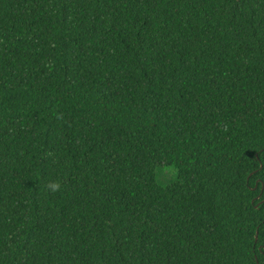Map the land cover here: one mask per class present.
Returning <instances> with one entry per match:
<instances>
[{"label": "trees", "instance_id": "trees-1", "mask_svg": "<svg viewBox=\"0 0 264 264\" xmlns=\"http://www.w3.org/2000/svg\"><path fill=\"white\" fill-rule=\"evenodd\" d=\"M0 264H264V0H0Z\"/></svg>", "mask_w": 264, "mask_h": 264}, {"label": "rangeland", "instance_id": "rangeland-1", "mask_svg": "<svg viewBox=\"0 0 264 264\" xmlns=\"http://www.w3.org/2000/svg\"><path fill=\"white\" fill-rule=\"evenodd\" d=\"M176 174L177 173L174 168L161 169L158 172L157 181L160 185L170 184L172 181L176 179Z\"/></svg>", "mask_w": 264, "mask_h": 264}, {"label": "clouds", "instance_id": "clouds-1", "mask_svg": "<svg viewBox=\"0 0 264 264\" xmlns=\"http://www.w3.org/2000/svg\"><path fill=\"white\" fill-rule=\"evenodd\" d=\"M52 188H53V190H57L59 188V185L58 184H53Z\"/></svg>", "mask_w": 264, "mask_h": 264}]
</instances>
